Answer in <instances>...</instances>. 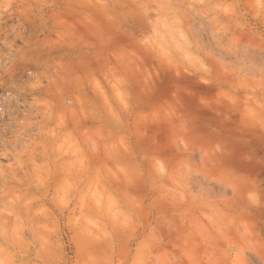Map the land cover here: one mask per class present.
Masks as SVG:
<instances>
[{
	"label": "rangeland",
	"instance_id": "obj_1",
	"mask_svg": "<svg viewBox=\"0 0 264 264\" xmlns=\"http://www.w3.org/2000/svg\"><path fill=\"white\" fill-rule=\"evenodd\" d=\"M0 91V264H264V0H0Z\"/></svg>",
	"mask_w": 264,
	"mask_h": 264
},
{
	"label": "built area",
	"instance_id": "obj_2",
	"mask_svg": "<svg viewBox=\"0 0 264 264\" xmlns=\"http://www.w3.org/2000/svg\"><path fill=\"white\" fill-rule=\"evenodd\" d=\"M10 94L8 92L0 91V121L6 115V108L10 101Z\"/></svg>",
	"mask_w": 264,
	"mask_h": 264
},
{
	"label": "bare ground",
	"instance_id": "obj_3",
	"mask_svg": "<svg viewBox=\"0 0 264 264\" xmlns=\"http://www.w3.org/2000/svg\"><path fill=\"white\" fill-rule=\"evenodd\" d=\"M86 27H88V26H86ZM20 211V210H19Z\"/></svg>",
	"mask_w": 264,
	"mask_h": 264
}]
</instances>
